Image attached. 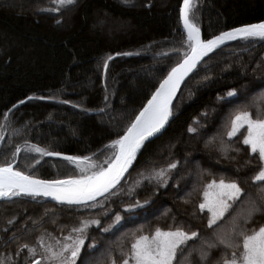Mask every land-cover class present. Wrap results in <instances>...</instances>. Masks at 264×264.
Instances as JSON below:
<instances>
[{
  "label": "trees",
  "instance_id": "1",
  "mask_svg": "<svg viewBox=\"0 0 264 264\" xmlns=\"http://www.w3.org/2000/svg\"><path fill=\"white\" fill-rule=\"evenodd\" d=\"M54 1L0 0V139L7 132L0 165L12 162L17 147L28 145L70 156L102 158L104 146L123 135L180 59L176 51L155 58L146 55V48L164 45L168 52L173 48L169 42L176 44L173 50L182 47L183 0H76L58 13L51 9ZM197 2L194 22L204 39L264 21V0ZM107 20L125 22L126 28L114 33L103 28ZM258 43L242 51L230 48L228 54L218 51L199 67L183 86L169 127L145 147L103 207L50 211L19 199L1 202L0 257L23 256V245H34L44 230L57 232L69 225V217L91 215L102 222L90 231L77 264L120 263L122 253L130 254L138 236L153 235L156 228L197 232L198 237L188 242L191 256L181 261L201 264V245L211 241L215 232L230 229L232 216L240 215L243 224L241 214L253 202L264 207V182L253 179L261 168L258 155L243 145L239 133L233 138L226 136L232 114L246 108L255 118L259 97L264 95V42ZM109 55L117 58L105 71ZM232 89L237 95L228 97ZM29 97L35 100L5 120L4 114ZM65 100L69 103L61 102ZM95 111L100 113L89 114ZM190 127L196 132L188 131ZM222 143L239 151L225 154ZM170 164L176 167L169 168ZM17 169L45 180L76 176L67 162L45 157L37 164L27 154L20 155ZM160 170H164V177L156 176ZM221 179L235 181L243 192L217 222L219 228L209 227L210 213L200 210L199 204L205 186ZM122 189L124 193L117 196ZM137 202L139 208L124 210ZM117 213L123 217L121 225L104 232ZM261 226L264 212L247 223L249 230ZM92 243L95 247H89ZM231 251L214 247L204 264H222Z\"/></svg>",
  "mask_w": 264,
  "mask_h": 264
},
{
  "label": "snow or ice",
  "instance_id": "2",
  "mask_svg": "<svg viewBox=\"0 0 264 264\" xmlns=\"http://www.w3.org/2000/svg\"><path fill=\"white\" fill-rule=\"evenodd\" d=\"M55 2L61 7H68L74 5L76 0H55ZM124 2L128 3L129 0H124ZM195 7V0H183L181 20L186 39L182 41V44L186 45V48L173 50L180 53L179 62L171 67L167 75L159 82V86L151 94V98L124 128L123 135H119L104 146L103 151L107 155L102 163H85L90 161L88 156H65V160L80 168L81 175L70 176L62 180L38 179L34 175L14 168L13 162L0 165V198L19 196L20 194L33 197L43 195L51 196L55 200L66 202L69 205L98 206L97 203L90 205L88 202H95L98 196L116 188L136 159L138 152L144 147L145 142L161 133L173 115V99L185 78L197 68V65L225 42L264 40V21L245 24L222 31L211 38L203 39L200 27L194 22L193 10ZM56 11H59V8ZM115 55L127 56L132 53H116ZM112 59L113 56L109 55L105 60L103 65L105 71L108 68L107 61ZM235 95H237L235 89L227 93L228 97ZM40 99H45V97H40ZM48 99H55V97H48ZM259 100L260 104L257 106L255 118L253 113L247 111L246 108L238 109L232 114L226 125V136L233 138L239 133L242 136L243 145L249 146L251 153L258 155L261 168L253 179L264 182V95H261ZM61 102L69 103L66 100ZM19 103H24V101ZM76 106L79 107V105ZM4 118L7 120V114H4ZM241 129H244V132H241ZM188 131L196 132V129L190 127ZM27 150L41 156H61V153L49 152L37 145H28ZM229 150L239 151V149L232 148L230 143H222L221 151L227 154ZM20 151L21 149L17 147L13 156L15 157ZM175 167V164L169 165V168ZM156 176L164 177V170L157 172ZM242 192L238 183L235 181L226 183L223 179L219 182L213 180L205 186L204 202L199 204V208L200 210L207 208L211 213L208 220L209 227L216 225L219 228L217 221L224 217L232 207L229 201L237 200ZM99 206L103 207L102 204ZM140 206L137 202L135 205H129L127 210L131 211ZM260 212H264V207L253 202L246 212L241 214L243 224L240 222V215L232 216L230 229L215 232L211 241L206 240L201 245L198 250L201 264L207 260L208 251L217 246H223L225 250H232L230 258L223 259L222 264H264V226L251 230L247 228V223ZM121 219L122 217L117 213L114 222H119ZM91 224L100 225V221L83 220L80 226L72 228L71 232L76 233L75 236L70 233L64 238V242L56 241V247L52 245L45 247V258L50 264H76V259L86 243L85 233ZM110 228L111 225L104 228L103 231L107 232ZM197 237L198 234L194 231L188 233L180 228L174 231L156 228L154 235H140L135 239L131 245L130 254L122 253V264H130V262L131 264H174V262L182 264L181 258L186 255L191 256V252L188 251V242ZM40 243L43 246V239ZM23 247L28 248V245H23ZM89 247H95L94 243L89 244ZM29 252L35 255L36 249L29 248ZM33 264H41V262L34 261ZM113 264H115L114 261Z\"/></svg>",
  "mask_w": 264,
  "mask_h": 264
},
{
  "label": "rangeland",
  "instance_id": "3",
  "mask_svg": "<svg viewBox=\"0 0 264 264\" xmlns=\"http://www.w3.org/2000/svg\"><path fill=\"white\" fill-rule=\"evenodd\" d=\"M195 3H196V5L198 4L197 0H195ZM53 5H54L53 6L54 8H51V9L54 10V12H57V13L60 11V9L62 10V9H65V8L69 7V6L68 7H61L58 4H56L55 1H54ZM58 8H59V11H56V9H58ZM103 28H107V29L116 31L114 33H118L119 31L122 32V31L125 30L126 24H125V22H122V21H112V20L109 21V20H107V21L104 22ZM184 36H185V39H186V35H184ZM169 43L171 45H173V48L176 45V44L174 45V43H172V42H169ZM165 47L166 46H164V45L147 47L146 48V55H149V56H152V57H155V58H159V57H161L163 55L174 53L173 48H172V50L167 52L166 51L167 48L165 49ZM182 47L186 48V45H182ZM229 49L230 48L221 49L219 51L224 53V54H228V52L230 53ZM176 53L180 57V53H178V52H176ZM27 149H28V146L24 147L23 149H21V151L18 154H16L15 158L14 157L12 158L13 159L12 162L13 163H15L16 161L19 162V158H20L21 154H27V155L33 156L34 159L36 160V163H37V161H39L38 163H40L45 158V156H41L40 154L35 153V152H30ZM103 150H102V153H103L102 154L103 155L102 158L98 159L96 157L90 156V161L89 162H85V163H90V162L102 163L103 160L105 159V156L107 155V153L105 151H103ZM67 164L69 166L73 167L76 170V176L81 175L80 168H78L74 163L67 162ZM17 165H18V163H17ZM16 169H17V166H16ZM43 180H45V179H43ZM217 182H219V181H217ZM225 182L229 183L227 181H225ZM117 193H116L117 196H119V195H122L124 193V191L122 189V190H119V192H117ZM105 199H103L102 201L97 203L98 206L90 207L89 210L100 208L99 205H101V204L103 206L106 205L105 201H104ZM234 201H229V203L232 204ZM1 202H3V201H1ZM203 202H204V198H203ZM30 203H34V202H30ZM35 204H37V203H35ZM37 205L40 206V208H42V210H46V209H48V210L51 209L52 210L53 209L52 207L44 206V205H41V204H37ZM131 205H135V204H131ZM128 206L129 205L124 206V210L128 211L127 210ZM137 208H139V207H136L134 209H137ZM134 209H132V210H134ZM86 210H88V209H83L82 211H86ZM204 210L208 211L207 208H205ZM52 212H54V211H52ZM106 215H108V213ZM119 215L122 217L121 214H119ZM210 217H211V213H210ZM69 218L71 220H69V222H68L69 225L68 226H66V225L65 226H61L62 224L57 226L58 228H59V226H61V228H59L60 229L59 231L55 232V231H50V230L49 231L44 230L42 233H40L39 236H38V240H37V242L34 245L28 246V248H23L25 250V254L23 256H21V254L16 255V256H12L10 254L9 255L8 254H3L0 257V264H32L34 261H40L41 264H50V262L45 258L46 257L45 247H47L48 245H52L53 247H56V241H60L61 243L64 242V238L66 236H68L70 233L73 236H75L76 233H72L71 230L74 227L80 226L81 221H83V220H88V221L99 220L100 224L102 222V220L100 218H96V217H93L91 215H89L88 217H85V216L74 217L73 216V217H69ZM220 220H218L217 222H219ZM122 221H123V217H122V219L119 222H114L113 221L111 224H107L104 228H107V227H109V225H111V228L109 229V231H107V233L108 232H112L115 227L121 225ZM98 226H100V225L91 224L88 227V229H87V231L85 233L87 239H88V235H89L90 231L92 230V228L98 227ZM41 239H43V246L40 243ZM87 239H86V241H87ZM29 248H35L36 249L35 255H32L29 252ZM83 248L81 249V252H82ZM80 255H81V253H80ZM80 255L76 259V264L78 263V259H79ZM111 264H113V263H111ZM115 264H122V262H120V263L115 262ZM130 264H131V262H130Z\"/></svg>",
  "mask_w": 264,
  "mask_h": 264
},
{
  "label": "water",
  "instance_id": "4",
  "mask_svg": "<svg viewBox=\"0 0 264 264\" xmlns=\"http://www.w3.org/2000/svg\"><path fill=\"white\" fill-rule=\"evenodd\" d=\"M183 7V2H182V5L180 7V24H181V28L183 29V22L181 20V8ZM185 35V31L181 30ZM201 34H202V38L204 39V36H203V33L201 31ZM215 36V35H214ZM253 40H256L257 42H259L258 44L264 42V40H260V39H253ZM241 40H236V41H228V42H225V44L221 45L219 48L215 49L212 53H209V55L207 57L204 58L203 61H201L198 65H197V68L189 74L188 77L185 78V81L181 84L180 86V89L178 90L177 92V95L176 97L173 99V115L169 118V122L165 125L164 129L161 130V133L157 134L156 136L154 137H151L149 138L148 141L145 142V145L144 147H142V149L140 150V152H138L137 154V157L136 159L132 162V165L130 166L128 172H126L124 174V177L122 178V180L120 181V184L116 186V188L112 189L109 193H105L104 195L102 196H98L97 197V200L95 202H88L90 205L93 204V203H99L100 201H102L103 199H105L106 197H108L110 194H112L120 185L121 183L126 179V177L129 175V173L131 172L132 168L134 167L135 163L137 162L139 156L141 155V153L143 152V150L145 149V147L153 142L155 139H157L160 135L163 134V132L169 127L170 123L173 121V119L175 118L176 114L174 113V110H175V105H176V102L179 98V95H180V92L183 88V86L186 84V82L192 78V76L197 72V70L199 69V67L210 57L212 56L214 53H216L217 51L221 50L222 48H224L225 46L229 45V44H232V43H235V42H239ZM117 58V56H113V59L112 60H108V64L115 60ZM159 86V85H158ZM155 91V90H154ZM151 98V96L149 97V99ZM35 98L32 97V99H29L27 98L26 100H24V103H17L15 105V107H12L8 112H7V117L9 118V116L16 110L20 109L21 107H23L24 105H26L27 103L31 102V101H34ZM39 100H46V99H39ZM147 103V101H146ZM145 103V104H146ZM144 104V105H145ZM144 105L141 107V109L144 107ZM140 109V110H141ZM139 112V111H138ZM100 113L99 111H95V112H90L89 114L90 115H96ZM138 114V113H137ZM136 114V115H137ZM7 118V119H8ZM135 118V117H134ZM6 136H7V132H5L3 134V136L1 137L0 139V151L3 147V144L5 142V139H6ZM65 156H70V155H65V154H61V156H45L46 158L48 159H52V160H60V161H63V162H69L67 160L64 159ZM17 161L15 163H13V166L14 168H16L17 166ZM69 163H72V162H69ZM39 179V178H38ZM43 180V179H42ZM24 200V201H29V202H34V203H37V204H41V205H44V206H48V207H52V208H59V209H65V210H75V211H82L83 209H89L90 207H84V206H81V205H77V204H72V205H69L68 203L66 202H59L57 200H55L53 197L49 196V197H45L43 195H40V196H36V197H33V196H30V195H26V194H20L19 196H12L10 198H4V199H1V201L3 202H6V201H14V200ZM33 264V263H32Z\"/></svg>",
  "mask_w": 264,
  "mask_h": 264
},
{
  "label": "bare ground",
  "instance_id": "5",
  "mask_svg": "<svg viewBox=\"0 0 264 264\" xmlns=\"http://www.w3.org/2000/svg\"><path fill=\"white\" fill-rule=\"evenodd\" d=\"M183 31H185L184 30V28L182 29ZM255 42H257L256 40H249V41H243V40H241V41H239V42H235V43H232V44H229V45H227V46H225L224 48H222V49H227V48H231V49H233V50H235V51H237V50H245V48L247 47V46H249V45H251V44H253V43H255ZM105 166H107V165H105ZM10 197H12V196H9V197H5V198H10ZM1 199H4V198H0V200Z\"/></svg>",
  "mask_w": 264,
  "mask_h": 264
}]
</instances>
